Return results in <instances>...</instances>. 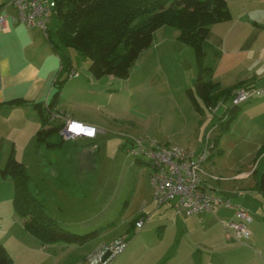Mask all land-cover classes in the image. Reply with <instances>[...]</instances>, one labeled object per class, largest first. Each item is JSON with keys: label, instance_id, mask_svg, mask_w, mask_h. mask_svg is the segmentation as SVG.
Masks as SVG:
<instances>
[{"label": "crops", "instance_id": "crops-1", "mask_svg": "<svg viewBox=\"0 0 264 264\" xmlns=\"http://www.w3.org/2000/svg\"><path fill=\"white\" fill-rule=\"evenodd\" d=\"M226 1L231 19L212 25L207 42L220 53L214 74L223 65L227 73L234 74L235 82L227 88L217 78L213 77V82H220L224 89L262 86L264 0ZM0 13L7 18V30L0 33V170L11 152H14L16 158L26 166L33 183L40 180L36 174L41 166L46 169L48 167L46 172L52 177L63 178L70 174L69 176L76 178L71 185L64 180L56 181L73 197L80 195V199L84 200L91 193L92 184L95 183L92 181H96L92 177L101 161V157L93 150L108 133L120 137L121 147L127 140L143 135L188 151H197L202 147L203 136L216 118L202 120L204 114H200L196 123L193 115L188 119L176 96L170 90L162 93L156 91L150 86L148 78L139 76L135 80L132 77L123 80L108 75L96 79L88 71V67L78 68L70 55L62 50L56 51L41 28L21 22L12 0H0ZM166 27L168 26L159 29L154 35H163L158 46L163 50L170 48L174 50L171 54L178 52L179 57L182 56L184 44L179 40L169 41L165 36L169 31V34L178 39L180 31L174 27L166 31ZM155 44L157 42L154 39L153 45L144 51L133 69H140L137 63L147 53H150L149 56L155 55ZM183 61L184 59L180 66H183ZM69 65L71 69L67 71ZM73 71L78 76L71 78ZM58 78L67 81L55 112L67 114L77 121L96 127V138L66 140L60 135H51L47 142L38 139V132L43 124L36 104L46 105L51 102ZM219 104L224 105L226 102ZM247 104L250 105L245 107ZM243 106L242 116L249 115L244 124L245 134L237 133L235 129L241 119L240 115L230 125L226 136L223 135L227 140L224 141L222 137L220 147H229L231 141L234 146L238 144L240 147H252L253 152L257 153V169L262 167L264 172V97L253 98ZM176 113L180 114L179 121L174 120L165 126L164 122L169 115ZM57 119L59 124L64 123L63 119ZM193 134H198V141L191 138ZM98 149L100 150V146ZM134 164L140 166L135 160ZM257 169L253 173L258 172ZM116 172L114 170L112 176L115 177ZM251 175V171L242 172L236 178ZM203 180L208 192L230 199L228 195L216 192L215 182L220 180L205 171ZM138 186H134L133 195H144ZM105 187L97 189L95 183L92 189L94 201L98 204L97 219L101 221L102 218L104 223L108 222L107 216L110 218L116 207L114 197L119 191V183L112 180ZM12 188L14 182L9 178L3 179L0 175L1 202L6 198L5 192L8 200V193ZM254 191L258 192L257 187ZM231 202L235 204L232 200ZM125 212L120 217H125L122 223L124 230L108 240L100 242L94 239L83 245L52 244L48 250L42 248L40 241L25 230L22 220L14 211L13 228L17 235L13 237L19 242L22 240L34 245L41 255L45 253V264H82L90 253L121 237L128 238L129 245L113 264H264V228L251 229L256 221L251 212L253 223L249 226L250 235L242 237L240 242L230 240L224 227L226 222L234 219L232 210L220 208L213 213L185 215L177 212L171 204L159 206L154 200L151 184L138 212L132 217H126ZM170 213L174 214L172 220L168 218ZM141 218H145L144 226L149 221L155 223L153 230H148L151 234L143 230L135 233L134 237L129 236L137 228L132 223Z\"/></svg>", "mask_w": 264, "mask_h": 264}, {"label": "trees", "instance_id": "trees-1", "mask_svg": "<svg viewBox=\"0 0 264 264\" xmlns=\"http://www.w3.org/2000/svg\"><path fill=\"white\" fill-rule=\"evenodd\" d=\"M50 1L51 18L56 22V31L48 26L44 33L48 41L56 51L75 49L80 56L89 59L88 71L96 79L108 75L128 79L138 59L153 45L155 33L170 26L180 31L179 41L195 52L198 73L193 80V87L186 90V95L196 112L201 115L206 112L212 114L223 96L226 102L232 91L242 87L224 89L220 82L212 81L214 67L206 65L209 52L213 54L214 63L220 56L207 42V38L212 25L231 19L226 0ZM70 69L69 65L67 71ZM66 81L58 78L56 92L50 103L36 104L43 124L38 132V139L42 142H47L51 135H60L63 128V124L56 123L57 118L53 119V114ZM242 108L243 105L230 104L224 115L212 124L218 134L212 138L209 158H213L214 152L220 148V138L229 131ZM135 162L148 166L138 160ZM0 175L14 182V211L22 220L25 230L42 244L83 245L100 235L99 230L86 234L73 233L51 217L46 210L42 192L14 152L9 155ZM257 190L264 197V174L257 184ZM0 264H14L3 244H0Z\"/></svg>", "mask_w": 264, "mask_h": 264}, {"label": "rangeland", "instance_id": "rangeland-1", "mask_svg": "<svg viewBox=\"0 0 264 264\" xmlns=\"http://www.w3.org/2000/svg\"><path fill=\"white\" fill-rule=\"evenodd\" d=\"M44 1H49L48 4L51 5L50 0ZM48 25L49 29L56 31V22L53 18H51ZM170 28V26L166 27V31L172 29ZM162 36L163 35L154 36L155 42H157V44H155V52L157 54L155 53V55L149 56L150 53H147V55L142 57L137 63L140 69H133V67V72H131V74L133 73V76L130 77H132L133 80L139 76L144 79L148 78L150 86L160 93L170 90L184 108L183 110L186 113V117L191 119L193 115L194 119H199L200 114L195 112V109H193L185 94V91L188 88L193 87V80L198 73L195 52L191 47L182 45L184 46L181 50L182 56L179 57L180 54L178 52H176V54L175 52L171 54V51L173 52L174 50L167 47L163 50L160 45L158 46V42L161 40ZM165 36L169 41L179 40V37L178 39H175L174 36L169 34V31ZM63 51L72 57L73 64L78 68L89 67L90 60L80 56L75 49H64L62 52ZM179 59H181V61L184 59L182 62L183 66L179 65L181 63ZM206 65L212 66L214 69L216 68V63L213 61V54L210 52L206 59ZM233 77L234 74L232 72L231 74L227 73L225 68H223V65L220 68H217L214 74V78H217L226 88L230 87L235 82ZM224 100L225 96L222 97L220 102H223ZM131 103L133 104L134 101L132 100ZM229 105L230 98L226 100V104H219V108L215 114L206 112L203 115L202 120L214 117L217 121L218 118L224 115L227 109L226 107H229ZM248 105L250 104L245 105V107ZM245 107L243 106L241 113L237 117L238 120L241 115V119L238 121L237 127L235 128L237 133L240 132L245 134L246 132L244 124L247 122L249 115L242 116ZM179 115V113L170 114L167 118L168 120H165L164 122L165 126L173 123L174 120L179 121ZM58 122L59 121H57V123ZM196 122L197 119L195 120V123ZM211 126H208L207 130H209ZM231 129H233V126ZM175 130L174 132L177 131ZM196 131L198 132L197 129ZM168 132H170V130H168ZM217 134L218 132L214 131L212 133V138ZM225 136H222L224 137V141L227 140ZM232 136H234V133H232ZM254 136L255 138L257 137L256 135ZM222 137L220 138V141ZM191 138L196 141L199 139L198 134H193ZM228 138L229 141L230 137ZM203 144H205L204 136ZM99 146L100 150L98 149ZM227 148L220 147L215 151L213 158H209L204 164V171L206 174L220 180L219 182H215L217 189L216 192L218 194L228 195L235 204L241 205L242 208L252 213L256 221L254 222L255 225H251V229L253 230L258 227L260 230L261 228H264V197L261 193L254 191V189L257 187V182L261 179L264 172L262 167L259 170L257 169V153L253 152L252 147H240L238 144L234 146V143L232 145V141L229 142V147ZM93 151L101 157L100 166L96 172H94L95 174H93L92 177V179H96V181L94 180L92 182L97 184V189H103L105 186L108 187L112 180L119 183V191L114 197V205L116 207L113 208L110 218L107 216L108 222L104 223L102 218L101 221L97 219L99 213V210L97 209L98 204L94 201V194L92 191L95 183L92 184L91 193L89 194L88 199L84 200L80 199V195L73 197V194L71 195L69 191L62 188V186L56 181L58 179L60 182L64 180L65 183L71 185L73 179L76 178H72V176H69L70 174H67V176H64L63 178L60 176L52 177L46 172L48 167L46 169L41 166V169L38 172L36 171V175H38L36 177L40 178V180H35L34 183L43 193L48 214L60 222L64 229L79 234H86L93 230H99L100 239L99 236L95 239L101 242L108 240L112 235L124 230L122 223L125 217L120 218L121 213L126 211V217H132L138 212L140 205L143 204L146 193H148L149 185L151 184V170L150 167L146 165H135L134 158L130 157L126 150L122 149L120 137L112 133H108L105 138L99 140V145H96ZM256 169L258 172L253 173ZM114 170H117L115 177L112 176ZM248 171L252 172L250 177L236 178L240 173ZM136 184L139 185L138 187L144 192V195H141V193L133 195L134 186ZM14 192L15 187L10 189L8 200L6 196L7 193L5 192L6 198L2 200V202L0 201V244H3L7 248L9 255L14 260V264H45V253H42L43 255H41L34 245H29L27 241L21 240L19 242L13 237L17 235L13 228L14 223L12 219L14 213ZM150 213H152V211L148 212L147 215L149 216ZM173 217V213L168 214L170 220H172ZM154 225L155 223L152 221L146 222L144 229L136 228V230H134L129 236L134 237L135 233L138 234L139 232H143V230H147L146 233L151 234V231L148 230H153ZM39 244L44 249L48 248L49 250L51 247V245L42 244L41 241Z\"/></svg>", "mask_w": 264, "mask_h": 264}, {"label": "built area", "instance_id": "built-area-1", "mask_svg": "<svg viewBox=\"0 0 264 264\" xmlns=\"http://www.w3.org/2000/svg\"><path fill=\"white\" fill-rule=\"evenodd\" d=\"M12 5L18 12V19L26 25L37 26L45 33L51 20V7L44 0H12ZM7 30V18L0 13V33ZM73 71L71 78L77 77ZM264 97V85L257 87L242 86L230 96V104L242 106L253 98ZM219 106L212 110L215 114ZM54 118L63 119L60 135L66 140L78 138L94 139L98 130L71 118L67 114H53ZM211 126L205 133L203 147L197 151H188L179 146L166 145L157 138L143 135L127 140L124 150L134 160L148 164L151 170V184L155 202L161 206L171 204L179 213L185 215H201L213 213L220 208L232 210L234 219L225 223L227 237L240 242L245 235H250L249 226L253 223L250 212L239 205H235L227 197L214 195L204 187V164L211 155L212 133ZM145 218L139 219L135 225L143 228ZM129 239L121 237L114 242L104 244L90 253L82 264H113V262L127 249ZM109 254V255H108Z\"/></svg>", "mask_w": 264, "mask_h": 264}, {"label": "water", "instance_id": "water-1", "mask_svg": "<svg viewBox=\"0 0 264 264\" xmlns=\"http://www.w3.org/2000/svg\"><path fill=\"white\" fill-rule=\"evenodd\" d=\"M109 255V254H108Z\"/></svg>", "mask_w": 264, "mask_h": 264}]
</instances>
